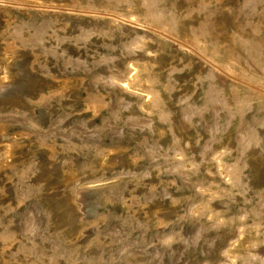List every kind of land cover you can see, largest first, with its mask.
<instances>
[{"label": "rangeland", "instance_id": "rangeland-1", "mask_svg": "<svg viewBox=\"0 0 264 264\" xmlns=\"http://www.w3.org/2000/svg\"><path fill=\"white\" fill-rule=\"evenodd\" d=\"M0 264H264V0H0Z\"/></svg>", "mask_w": 264, "mask_h": 264}]
</instances>
